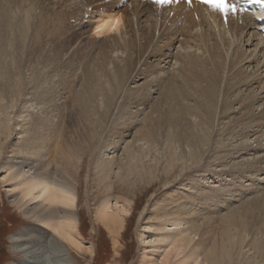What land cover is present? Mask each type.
Wrapping results in <instances>:
<instances>
[{
  "label": "bare ground",
  "instance_id": "1",
  "mask_svg": "<svg viewBox=\"0 0 264 264\" xmlns=\"http://www.w3.org/2000/svg\"><path fill=\"white\" fill-rule=\"evenodd\" d=\"M121 3L0 0V142L10 138L11 127L17 126L21 134L26 120L55 110L50 102L62 94L56 89L61 85L60 89L65 90L68 82L75 81L80 83L79 88L73 92L69 85V97L86 125L83 128L88 133L89 145L85 147L89 149L104 132L105 118L113 115L124 94L138 103L150 97L154 86L162 106L160 116L149 122L143 144L126 148L125 162L119 170L125 166L122 170L126 176L141 175L144 171L139 167L144 168L141 164L148 149L156 144L164 146L167 141L171 149L168 165L176 169V180L201 167L205 171L207 167H221V172L226 173L223 174L227 180L220 173L216 175L220 187L215 186L206 194L202 189L203 204H209L213 197L216 202L225 196L229 198L231 195L226 192L231 186L237 188L235 193L240 189L254 190L258 176H263L260 183L264 184V40L254 18L245 14L223 22L215 12L199 5L187 9L180 4L158 10L148 3L131 0L126 3L127 10L122 11L118 9ZM89 7L91 13L87 11ZM171 12L174 15L168 19ZM87 14L89 20L78 24ZM71 19L77 23L75 26H68L74 25L69 23ZM88 28L97 36L107 35V40L102 46L93 45V54H85V66L92 65L87 77L75 76L73 62L78 57L69 51L78 43L79 49L86 46L83 40ZM15 46L26 53L29 64L20 63L22 54L16 55L11 49ZM63 73L72 77L67 83ZM141 76L144 82L140 87L135 85L133 92L131 84H137L135 80ZM46 130L45 125H33L28 139L34 138L31 142L36 143L35 148L38 144L36 154L30 155L31 144L27 146V158L5 162L2 167L18 192L14 206L25 220L36 224V229L23 230L10 238L14 252L22 258L19 264H72L71 254L84 251L78 239L77 187L69 174L58 168L77 159L76 150L56 144L54 157L46 160L40 152V145L48 136ZM162 133L165 142L157 139L163 137ZM238 141L240 144L233 145ZM249 154L256 155V159L235 162ZM54 162L56 167L51 165ZM113 165L112 160L98 162L95 174L108 180ZM243 178L255 181L242 185ZM210 193L213 197L207 200ZM127 213L120 201L116 199L111 204L107 197L101 199L95 217L114 237L124 227ZM231 218L232 215L225 221ZM241 219L239 224L246 227ZM259 219L264 225V213ZM182 227V222L173 220L171 225L159 228L160 234H164L160 241L153 242H165L167 248L157 264H221L224 257L233 263L224 252L226 244L237 249L238 264L254 260L248 257L264 256L263 236L250 244L254 253L246 254L244 248L249 243L243 228L238 236L225 231L219 254L212 250L208 256L212 262H199L192 245L195 236L181 230ZM256 230L259 235L264 234V228ZM216 257H220L219 263Z\"/></svg>",
  "mask_w": 264,
  "mask_h": 264
},
{
  "label": "rangeland",
  "instance_id": "2",
  "mask_svg": "<svg viewBox=\"0 0 264 264\" xmlns=\"http://www.w3.org/2000/svg\"><path fill=\"white\" fill-rule=\"evenodd\" d=\"M126 3L128 4L129 1L121 3L118 9L126 11L128 8ZM87 11L91 13L92 7H89ZM75 15H78L77 12ZM173 15L174 12H171L168 19H172ZM87 16L84 15L77 23H85L86 20H89V15L87 14ZM74 21L71 19L69 23L74 24ZM77 23L75 22V24ZM75 24L68 26H75ZM87 31L85 40H83L86 46L79 49L80 45L78 43V47L74 45V48L69 51V53L74 51L77 54L75 55L76 58L78 57V62H73V67L77 73L75 76L84 74V77H87L92 70V65L91 67L89 64L85 66V60L83 59L85 54H93V45L102 46L107 40V35L105 37L104 35L97 36L94 32L89 31V28ZM17 47L19 46L11 48L12 52L16 55L21 53L22 55L19 56L21 57L20 63L29 64V57ZM107 49L108 47H104V50ZM92 59H95V57ZM63 74L65 75L66 73ZM65 76H67V83L72 77ZM142 78L143 76L135 80L137 84H131L132 88H130L133 92L135 91L133 89L135 85L140 87L144 82ZM74 82H70V84L68 82L65 90H62L63 87L60 89L61 85L56 89L62 94L61 98L56 97L53 102H50L53 107L56 106L55 110L53 109L50 113L44 114L43 118L33 116L26 120L21 134L19 128L17 129V126H14L13 128L11 127L10 138L5 140L2 137L3 139L0 142V264H19L22 258L14 252V244L11 243L10 238L23 230L36 229V224L25 220L22 214L19 213L20 210H17L16 206H14L15 196L18 192L15 189L14 182L7 180L8 171L2 168L5 162H18L22 158L28 157L27 146L33 144L31 142L32 139L29 140L28 138L32 126L35 124L45 125L47 128L44 131L48 135L47 139L43 143L44 145H40V147H43L40 152L44 154L46 160H51L54 157L52 154L56 152L54 150L55 146H57L56 144L62 146V148L69 146L74 151L76 150L77 159L80 157L79 160L73 158L72 162L75 161L73 163L70 162L68 164L67 161L66 163L69 166L67 164L66 166L64 164L58 166L61 171L69 174V177L72 178L77 187L78 239L84 251L83 253L71 254L70 262L72 264H157L167 248V243L165 242H163L165 244L154 243L155 241H160L162 234H164H160L159 228L161 229L163 224L171 225L173 220L182 222L183 227L181 230L190 232L192 237L195 236L192 245L196 249L195 252L199 255L198 261L204 263L207 260L211 261L208 256L212 250L219 254L225 231L238 236V234L242 233L243 228H246L247 244L249 243L244 248L246 254L253 250L250 244L254 241H260L259 238L261 236L264 238V234L259 235L256 230L259 229L261 231L264 228V225L260 223L261 219H259L264 213V184L260 183L262 182L260 179L263 176L256 177L257 181L253 180L252 182L246 181L245 178L241 179L242 185L255 181L256 187L252 191L240 192L242 190L240 189L235 193L237 188L231 186L229 189L230 194L226 192V195H231L229 198L225 196L224 199H218L216 202V199L210 193V196L207 195V200L213 197L212 200L215 202L209 201V204H203L201 202L204 199L201 194L202 189L204 194H206V192H211L213 187H220V179L216 175L220 173L223 175L222 178L227 180V176L224 175L226 173L221 172V167H207V171L201 167L185 173L181 179L176 180V169L172 170L168 165L171 149H169V142L164 140L163 133L161 134L163 137L157 139H162V142L166 141L167 143L165 142L164 146L156 144L148 149L149 154L146 155L142 162L143 164H141L144 168L139 167V169L144 171L141 175L126 176L122 170L125 166L119 170L120 165L125 162L126 148H137L140 144H143V134L148 129L149 122L152 118L158 119L160 116L158 114L161 113L162 106L158 103V93L154 91V86L151 89L150 97L146 96L145 100L138 103L132 101L130 95L124 94L122 99L118 101L113 115L105 118L104 132L96 137L89 149H86V144L87 146L89 145L88 133H86V128H83L86 125L84 126L79 109L69 97V85L73 92H76V89L79 88L80 83L76 84ZM34 103L32 102L31 104ZM153 108H157V111ZM35 144L34 142L33 149ZM235 144L238 145L240 142H235L233 145ZM33 149L30 155L36 154L38 144L35 148L36 150ZM255 156L254 154H249L245 158L235 160V162H242L248 159L254 160L257 157ZM105 160H112L114 165L108 180H101L95 174L94 168L98 162ZM51 165L56 167L55 162L51 163ZM5 178L6 180H4ZM107 197L111 204H114L116 199L120 201V205L129 212L125 216L124 227L114 237L110 236L100 226L95 217V210L101 199L103 200ZM249 207L250 209L247 211ZM235 213L236 215H234ZM231 215L230 221H225V218ZM240 219L243 220L246 227H242L243 225L239 224ZM168 227L171 228V226ZM225 249L226 251L224 252H227L234 262L229 263L230 259L227 257L223 258V262L220 257H216V261L220 260L221 264H238V262L236 263L238 260L237 249L231 248L229 244L224 246ZM88 250H91L92 254H89ZM252 253L254 252L252 251ZM248 258L254 260H250V263L243 261L241 264H264V256L255 255V257Z\"/></svg>",
  "mask_w": 264,
  "mask_h": 264
},
{
  "label": "snow or ice",
  "instance_id": "3",
  "mask_svg": "<svg viewBox=\"0 0 264 264\" xmlns=\"http://www.w3.org/2000/svg\"><path fill=\"white\" fill-rule=\"evenodd\" d=\"M154 4L157 5H171L172 3H179L180 0H152ZM189 4L192 3V0H187ZM200 3L210 6L220 13H222L225 18L229 12L235 13L237 9L236 4H230L229 0H199ZM247 3L255 4L259 6L262 10H264V0H245Z\"/></svg>",
  "mask_w": 264,
  "mask_h": 264
}]
</instances>
